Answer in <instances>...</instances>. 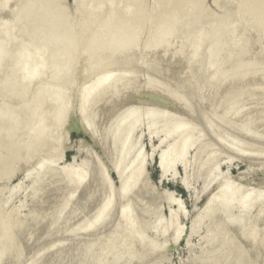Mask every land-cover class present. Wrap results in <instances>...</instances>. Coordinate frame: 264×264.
<instances>
[{
  "label": "rangeland",
  "instance_id": "1",
  "mask_svg": "<svg viewBox=\"0 0 264 264\" xmlns=\"http://www.w3.org/2000/svg\"><path fill=\"white\" fill-rule=\"evenodd\" d=\"M7 1L4 0L5 6H7ZM9 1L12 6V1ZM54 1H58L55 7L53 6ZM137 1L52 0V10L57 8V12L53 14L50 21L47 19L48 24L44 22V27H48L45 29L39 27L38 31L36 22L34 21L36 27L32 24L34 16L37 17L39 13L34 5L30 7L27 13L32 14L30 16L32 19L27 17L31 21L24 19L22 22L21 19L26 15L20 10L21 8L23 11L25 10L26 7H21L25 4V0H15L13 4L14 11L15 7H18L19 9L16 10L23 14L21 16L16 11H13L12 14L15 13V15L12 16L10 9H6L9 5L5 7L6 11L3 10L5 13H1L3 12L1 9L4 7L2 8L3 5L0 0L2 5L0 17L8 15L9 20L12 21L11 23L7 22L9 29L5 30L6 34L3 31L6 27V21L4 22L1 18L0 20L5 24L4 27L3 22L0 24V28L3 27L0 31L5 33L6 37H8V30L10 33L14 31L15 34H9V36H12L10 39H16V41H10L6 38L8 42H11V45H6L8 42L7 40L5 42L4 35V44L2 40L0 43V46H5L2 50L0 47V51H4L2 53L4 57L0 56L2 57V61L0 60V120L2 119V121L0 122L7 121L4 125L0 124V153H2V155L0 154V221L5 230L7 220L11 222V226L13 225L14 228L18 229L19 225H22L21 228L23 225L25 227L27 220L29 222L30 219H33L35 213L34 220L38 217L37 220L40 221L44 216L41 219L42 222L36 223L34 220L27 222L28 226L34 224V229L32 226L31 229L29 228L32 230H28L29 234L28 231H26L27 233L24 232L27 226L23 227L24 235L20 228L21 235L20 230L13 231L14 235L18 234L20 238L17 236V238L13 237L12 239H17V243L21 240V245L14 243L16 246L11 248L14 244L9 243L13 240L8 239V244H6L7 242L3 239L6 246L11 245L9 253L14 251L15 254L10 256L8 251L4 254L2 251L4 245L0 244L2 246L0 247V251H2V253L0 252V264H235L238 260L239 264H264V82H261V80L264 81L262 78L264 77V26H260L264 24V8L257 11L252 5H247L246 0L245 2L243 0H220V2L219 0L216 2L215 0H201L199 2L202 6L200 3L194 2L193 5L192 2L188 3L189 0H183L184 4L176 8L172 4L175 0H172L168 5L171 9H167V14H164L165 17L169 14L168 20H166L164 15L161 17L160 15L161 5L167 0H139L138 5ZM140 1H142L141 4ZM155 1L159 3L155 4ZM127 2L131 4L128 5ZM218 2L220 5H216ZM240 2H244L241 5L246 8V18L245 14L241 13L245 9L239 5ZM50 3H48L49 7ZM197 6L202 8L198 9V11L200 10L199 13H197ZM228 7L229 9H227ZM58 8L62 10L58 12ZM253 9L257 12H254ZM137 11L143 15L138 14V16ZM172 11L176 15L175 18L173 13L171 15ZM229 11H233V13ZM249 11L250 13L253 12L251 16ZM157 12L159 13L158 19L154 20ZM228 12L231 14L229 15ZM248 13L250 17H247ZM197 14H202L203 17L208 14L211 18L212 15L217 16V22L215 21L217 26L214 22H211V25L209 17H206L208 23L206 20L205 23H202L205 18L200 16L198 19ZM116 15L119 16L118 19H121V21L117 20L119 25L115 24ZM89 16L92 21L89 20L88 23ZM110 16L113 19L110 20ZM121 16L122 18H120ZM141 16H144V23L142 22L143 24L139 29V36L138 27L141 24L139 21ZM215 17L212 18V21ZM219 17L222 18V20L220 18V24L218 23ZM4 18L7 20L6 17ZM170 18H172V26H170ZM200 18H202V22L200 21L201 23L198 22L200 23L198 24L197 21ZM161 19L163 20L159 21ZM173 19H180L177 21L181 23L182 20L184 24L179 25L180 23L177 22L176 25ZM243 19L244 21L247 19L249 23L244 22ZM128 20L133 22H131L132 25L126 26L128 25L126 23H129ZM120 22L124 23L122 25L123 31L127 27L133 26L128 28L126 34L123 35V31L122 34L120 33L119 39L123 36V43L121 42L123 39L117 38L121 32ZM54 23L57 24L56 27H54ZM65 23L70 27V30L66 29L68 32L65 31L67 27ZM86 23L88 27L86 26L85 30ZM173 23L176 30L173 33L176 37L170 32L173 29ZM186 23L189 25L188 27L185 26ZM193 23L198 25L194 26ZM10 24L13 26L9 27ZM137 24L138 27H136ZM167 24L171 30L168 31L167 29L165 32ZM204 24L211 25L213 31L208 27L214 34L207 33L205 36L207 27L205 28L206 25ZM112 25L120 27L116 30V27ZM155 25H158V31L156 28L154 29ZM161 25H165V28L163 26L164 31ZM218 25L222 31L219 30ZM124 26L125 29H123ZM179 26H182V29L187 27L186 30H192L195 35L189 37L190 33L186 31L189 35L185 38L183 33L185 35L187 33L182 29L179 30L181 34H178L176 27ZM214 26L217 27V33L223 32L225 27L230 28L229 31L233 37L227 31H224L223 35L221 33L217 35L214 32L215 28H212ZM221 26L224 28L221 29ZM110 27L112 28L110 29ZM134 27L138 30V34L135 29L132 32ZM57 28L59 29L57 30ZM83 28L85 32L81 30ZM113 29L118 33L116 40H112ZM54 30L55 33H53ZM75 30L81 31V33L79 32L80 35L76 34ZM96 30H99L100 34L96 33ZM161 30L163 31L162 35L170 32L169 35L166 34V39V35L160 34ZM233 30H236L237 33ZM64 33L75 39V41L71 40L73 43L77 39L79 41L81 39L79 37L82 36V39L85 37L86 43L83 41L81 43L83 46L79 45L84 50L81 51V47L79 50L77 49V41L76 45H73L76 49L74 51L72 49L69 53L70 48H72L69 46L72 45L70 44L72 42H69L70 38L67 39V35L65 36ZM135 33L138 36L137 39H135L136 36L134 39L132 37ZM151 33L154 34L153 38L156 35V39H152ZM87 34H89L88 41L86 40ZM90 34L95 36L98 34L97 40L100 37L102 40V37L105 39L109 36V40L106 39L107 42L106 40L105 42L96 40L97 45H95L93 39L95 36L90 38ZM224 35L234 39L232 40L227 36L228 38L225 37L227 40L224 38L223 43H221L222 38L219 40L220 38L217 39V37H224ZM237 35L238 39L235 38ZM35 36L37 37L35 38ZM157 36L159 40H157ZM246 36L249 43L247 42L245 50L248 48V53H243L239 47L243 41L241 46H246ZM21 37L24 39L23 42ZM62 37L65 39H61ZM33 38L34 43L32 42ZM90 39H93L94 42ZM42 40L44 41L42 42ZM89 40L91 44L93 43L92 45L97 47L95 49H98L99 42V48L103 44L102 50H99L100 54L99 51H97L98 53L94 51V46L92 49ZM145 40L152 45L153 49L150 50L151 47L146 48ZM225 40L230 41V45ZM213 41L214 46L210 45ZM87 42L89 43L87 44ZM218 42L221 45L216 47L215 44ZM237 42H240L239 47L234 45ZM21 43L23 45H19V49L24 50L21 52L17 50L18 53L16 47ZM121 43L123 46L120 45ZM41 45L47 47V50ZM62 45H65L64 47L67 45V47L63 48ZM156 45H159L157 47L160 50L155 47ZM227 45L230 49L227 48ZM41 47L45 54L42 52L43 49L41 52L39 51ZM128 47H130L129 53L127 52ZM131 47L135 51H132ZM221 47L227 48V51L225 52L224 49L222 51ZM10 48L13 49L10 50ZM234 48H239V50H235L233 54L231 51ZM8 49L13 58L5 56ZM34 49H38L36 51V53L39 52L37 58L40 55L39 59L42 60L43 57L44 62L35 59ZM58 49L59 52L57 53ZM61 49L67 50L69 56L72 57H68L63 50L60 53ZM224 52L223 58H227V60H229L231 53L233 57L236 55L235 58L237 59V52H239V59L233 58V60L239 63L241 58L239 67L243 64L242 68L245 67L246 69L237 68L238 64L234 61L237 65L234 64L236 68L234 66L233 69L227 70L225 73H222L224 71L222 69V72L217 73L218 65L223 68L225 62L226 65L229 64H227L226 59L225 61L222 59L224 65L221 60L219 62V59L222 58L220 56L221 54L223 56ZM131 53H133L132 56H130ZM14 54H20V57ZM29 55L33 58H30ZM26 56L28 58L24 59ZM92 56L97 58L93 59ZM125 56L127 58H124ZM3 58L5 59L3 60ZM21 59H24V62ZM233 60L228 62L233 65ZM56 62L60 65H56ZM30 74L34 77L31 82L28 80ZM49 74L53 76L52 80ZM54 75L55 78L59 76H63V78L59 77L60 80L58 78L56 81ZM101 75L102 77L107 76V79L103 85L99 84L97 87V85L95 86L96 79ZM23 77L26 79H24L25 82L22 80ZM249 78H251L250 81ZM231 79L233 83L229 87L228 84ZM53 80L55 81L53 82ZM258 80L262 84H259ZM27 82H29V87ZM55 82L56 86L53 87ZM220 83L224 90L221 89V86L219 87ZM25 84L27 85L25 86ZM51 84L52 90L48 88ZM18 85L19 94H17L18 92L16 94L15 92L14 94L11 93L13 89L17 91ZM92 86L96 89L93 90L92 94H89ZM26 87L28 88L26 89ZM57 87L60 88V96L55 97L54 91L58 90ZM89 89L90 91H87ZM45 90L49 92L47 91L48 93L45 94ZM100 94L101 96H99ZM44 95L47 96L44 97ZM46 97L48 98L46 99ZM53 97L56 101L51 104ZM99 97H103V99H99ZM39 98L43 103L42 110L39 105ZM57 102L59 106L62 104L58 110L62 121L55 119L54 116ZM30 103L31 106L27 107L26 105ZM53 106L55 107L53 108ZM9 109L14 112L17 120L14 121L12 118L6 117V115L10 116L9 111H6ZM35 110H39V114ZM30 111L31 113H29ZM40 112L41 117L45 114L46 120L49 119L44 122V127H46L44 132H48H45V136L54 131L57 123L59 128L58 130L55 128V134L47 135L49 140L48 137L46 139L43 137L42 142L39 137L40 139H37L38 141L30 148L21 149L19 159L18 155H14V152L17 149L16 153L18 154L20 148L18 143L22 138L21 132L24 130L22 128H24L28 118L23 117V115L27 113L25 115H28L29 119L33 115V120H27V124H31L37 120L39 117L37 114L40 115ZM49 112L54 117L53 121ZM23 120L25 121L22 122ZM256 121L258 122L256 123ZM51 123L54 127L52 126L49 133L48 127L51 126ZM19 124H23V126L20 127ZM27 124L26 126H28ZM5 127L7 130L4 129ZM14 129H17L16 132ZM187 130H190L189 135H186ZM52 134L54 135L52 136ZM185 144H187L186 148L184 147ZM41 145L43 150H39L42 149ZM35 146L37 147L35 148ZM183 147L184 150L182 151ZM14 156L19 160L16 161ZM163 158L172 159V163L167 165L166 169L160 166V160ZM118 160L120 162L117 165ZM45 161L48 162L44 163ZM134 169L140 170V176L133 181L129 174ZM101 176H104L107 181L105 183L107 186L103 191L98 190L104 186V180L99 182L100 178L103 179ZM77 179L81 180L79 185L76 184ZM101 183L103 184L99 187ZM132 184H134L132 191H128V194L124 193L123 187ZM219 191L222 192L221 195ZM217 193L220 196H216ZM132 194L138 197H133ZM110 196V204L104 219L90 225V222H94V216L100 207ZM138 198L140 200L137 201ZM39 203L42 205L40 206ZM125 205L130 208L132 220L130 218L128 221L133 222V226L120 213ZM35 206L36 208L38 206L39 212ZM224 209L227 210L224 212ZM33 212L35 213L32 215ZM40 212L39 217L38 213ZM37 224L40 226L38 227ZM36 225L38 230H35ZM88 225L90 226L88 227ZM8 226H10L9 223ZM1 228L2 225L0 232L3 236L4 229L1 230ZM11 229L13 230V227ZM9 232L11 233L10 229L6 236L11 238L13 234L10 235ZM2 236H0L1 240ZM111 253L114 255L111 256ZM7 254L10 257H7ZM236 259L238 260L236 261Z\"/></svg>",
  "mask_w": 264,
  "mask_h": 264
},
{
  "label": "bare ground",
  "instance_id": "2",
  "mask_svg": "<svg viewBox=\"0 0 264 264\" xmlns=\"http://www.w3.org/2000/svg\"><path fill=\"white\" fill-rule=\"evenodd\" d=\"M1 1H2L1 3H2L3 6L0 4V8H1V6H2V8L4 7L3 9H1V11H3V10L6 11V9H10L9 11H11V12H10L11 15L14 16L15 13H14V14H12V13H13V11H14V9H13V4L15 3V2H14L15 0H14V1L11 0V1H12V6H11V2H10L9 0H8V1L6 0V1H7V6L9 5L10 8L7 7V6H5V4H3V3H4V0H1ZM26 1H27L28 4L26 3ZM34 1H35V0H33V2H32V0H29V2H28V0H25V4H27V5L24 6L25 4H23V6H21V7H23V8L26 7V8H25L24 11H23V9L21 8L20 11H21V12H24V14H25L26 16L24 15L25 17H23V19H21V20H22V22H23L24 19H26V20L29 19V20L31 21L32 18H31L30 16H32V14H31L30 12H29V13H30L31 15H29V14H27V13H28V10L30 9V7H32V5H34L35 8L38 9V12H39V13H38V16H37V13H36V16H37V17L34 16V18H33V23H32V24H33V26H35V27H36V25H38L37 28H38V31H39V29L42 28V27H43L44 29H45V27H48V26H45V27H44L43 24H44V22H45V24H48L47 21H48V20L50 21L51 18H52V16H53V14H55V12H57V8H55L56 11H55V9H53L54 11L52 10V5L54 4V5H53L54 7L57 6L58 1H56L57 4H56L55 1H54V3L52 4V2H51L52 0L50 1L51 3L48 2L49 0H37L35 3H34ZM100 1H101V0H100ZM104 1H105V0H104ZM108 1H110V0H108ZM158 1H159V0H158ZM158 1H157V2L155 1L154 3L157 4V3H159ZM169 1H170V2H169ZM199 1H201V0H189L188 3H189V2H192L193 5H194V2L197 3V4H199V3L201 4V2H199ZM216 1H218V0H215V2H216ZM243 1L245 2V0H243ZM129 2H130V0H129ZM138 2H139V0L137 1V5H138ZM141 2H142V1H140V4H141ZM163 2H164V1H163ZM167 2H169V3H167ZM171 2H172V0H167V1H165V2L161 5V6H162V7H161V8H162V11H161V15H160V17L163 16L164 14H165V15L167 14V13H166V12H167V9H168V10L171 9V8L169 9L170 6H168ZM219 2H220V0H219ZM219 2L216 3V5L219 4ZM244 2H240L239 5L242 6L241 4H243ZM8 3H9V4H8ZM48 3H50V7H51V8L49 7ZM123 3H124V2H123ZM51 4H52V5H51ZM126 4L129 5V4H131V3H128V2H127ZM133 4H134V2H133ZM172 4L174 5V7L176 6V8H177V7L182 6L184 3H183V0H175V1L172 2ZM229 4H230V3H229ZM246 4H247V5H252V6L254 7V9L257 10V11H259V10H261V9L264 8V0H246ZM173 5H172V6H173ZM186 5L188 6V4H186ZM219 5H220V4H219ZM244 5H245V4H244ZM247 5H246V6H247ZM34 6H33V8H34ZM58 6H59V5H58ZM158 6H159V5H158ZM187 6H186V7H187ZM201 6H202V4H201ZM201 6H200V7L197 6V8H196V9H197V13H199V11H200V10L198 11L199 8L202 9ZM240 6H238V7H240ZM246 6H245V7H246ZM5 7H7V8L5 9ZM48 7H49V8H48ZM135 7H136V4H135ZM15 8H16L17 10L19 9L18 7H15ZM242 8L245 9V11L243 10V11H241V13L243 12V13L245 14V13H246V8H244V6H242ZM248 8L250 9V7H248ZM248 8H247V11H248ZM16 9H15V11H16V13H17L18 11H17ZM58 9H59V8H58ZM140 9H141V7H140ZM227 9H229V7H228ZM239 9H240V8H239ZM239 9H238V10H239ZM254 9H253V10H254ZM31 10H32V9H31ZM39 10H41V11H39ZM61 10H62V9H61ZM61 10L59 9L58 12H60ZM179 10H180V8H179ZM184 10H185V9H184ZM189 10H190V9H189ZM191 10H192V9H191ZM194 10H195V8H194ZM255 10H254V12H257V11H255ZM263 10H264V9H263ZM263 10H262V11H263ZM15 11H14V12H15ZM173 11H174V12L176 11V13L178 12L177 10H173ZM173 11L171 12V15H172V13H173V14H174L173 16H174V18H175L176 15H175V13H174ZM192 11H193V10H192ZM201 11H202V10H201ZM236 11H237V10H236ZM239 11H240V10H239ZM262 11H261V12H262ZM40 12H41V13H40ZM140 12H142V11L140 10ZM143 12H144V10H143ZM180 12H181V10H180ZM182 12H184V11H182ZM187 12H188V10H187ZM229 12H232V13H233V11H229ZM229 12H228V14H229ZM263 12H264V11H263ZM1 13L4 14L5 12L3 11V12H1ZM10 13H9V14H10ZM18 13H19V12H18ZM238 13H239V12H238ZM249 13H250V11H249ZM249 13L247 14V17L249 16ZM21 14H22V13H19L20 16H21ZM133 14H134V13H133ZM138 14L140 15L141 13H139V11H137V15H138ZM158 14H159V13L157 12V14L154 16L155 18L153 17L154 20H155V19H158V17H157ZM180 14H181V13H180ZM190 14H191V12H190ZM195 14H196V11H195ZM228 14H227V15H228ZM230 14H231V13H230ZM230 14H229V15H230ZM252 14H253V12L250 13V16H251ZM1 15H2V14H1ZM11 15H10V16H11ZM16 15H17V14H16ZM19 15H18V16H19ZM22 15H23V14H22ZM28 15H29V16H28ZM89 15L92 16V14H89ZM93 15H94V14H93ZM139 15H138V16H139ZM141 15H143V14H141ZM150 15H151V13H150ZM165 15H164V17H165ZM193 15H194V14H193ZM201 15H202V14H201ZM201 15H198V14H197L196 17L198 16V19H199V17H200ZM204 15H205V13H204ZM222 15H223V14H222ZM224 15H225V14H224ZM234 15H235V14H234ZM238 15H239V14H238ZM90 16H89V17H90ZM95 16H96V15H95ZM111 16H112V15H111ZM111 16L109 17L110 20L113 19V18H111ZM122 16H123V15H122ZM122 16H121L120 18H122ZM168 16H169V14H168ZM168 16L165 17L166 20H168V18H167ZM178 16H179V14H178ZM182 16H183V15H182ZM225 16H226V15H225ZM231 16H232V15H231ZM231 16H230V17H231ZM241 16H242V14H241ZM250 16H249V17H250ZM255 16H256V14H255ZM255 16H254V17H255ZM4 17H6L7 20H5ZM27 17H30L31 19H30V18H27ZM99 17H100V16H99ZM102 17H105V16H102ZM113 17H114V16H113ZM116 17H117V19H116L115 24H116V23L118 24L117 20H118V21H121V19H118V17H119L118 15H116ZM171 17H172V16H171ZM201 17H202V18H205V19H203V22H202V18H200V20H198L197 23L200 22V21H201L202 23H205V20H206V23H208L206 17H209L208 19H209L210 23H211V22H214V24H215V21L217 22V19H216L217 16L215 17V15H214V16L212 15V18L215 17V18L213 19L214 21H212V18L210 17V15L208 16V14H207L205 17H203V16H201ZM232 17H234V16H232ZM262 17H263V15H262ZM1 18H3V19H1ZM10 18H11V17H10ZM14 18H15V17H14ZM109 18H108V19H109ZM134 18H135V15H134ZM136 18L138 19V17H136ZM143 18H144V16H141V17L139 18V21H140L141 24H140L139 27H138V24H137L136 27H138V30L140 29V27H141L142 24L144 23V22H143ZM153 18H152V19H153ZM177 18H178V17H177ZM210 18H211V20H210ZM220 18H221V17H219V20H218V21H219V22H218L219 24H220ZM245 18H246V14H245ZM245 18H244V19H245ZM255 18H256V17H255ZM260 18H261V16H260ZM0 19L3 20L4 22L6 21V22H5L6 24H5L3 21L0 20V24L3 22V27H4V24L6 25V27L3 29V31L7 34L6 31H7V29H9V28H7V26H8V25H7V22H8V23H11L12 21L9 20L8 15H7V16H4V15H3L2 17H0ZM19 19H20V17H19ZM47 19H48V20H47ZM93 19H94V16H93ZM101 19H102V18H101ZM114 19H115V17H114ZM130 19H131V18H130ZM130 19H129V20H130ZM149 19H150V18H149ZM159 19H160V18H159ZM180 19H181V17H180ZM180 19H177V20H180ZM187 19H188V17H187ZM223 19H224V18H223ZM225 19H226V18H225ZM225 19H224V20H225ZM228 19H229V18H228ZM230 19H231V18H230ZM233 19H234V18H233ZM244 19H243V21H244ZM248 19H250V18H248ZM262 19H263V18H262ZM8 20H9L10 22H9ZM16 20H17V22H18V19H16ZM26 20H25V21H26ZM45 20H46V21H45ZM89 20L92 21L91 17L88 19V21H87L88 23H89ZM122 20H123V19H122ZM125 20H126V19H125ZM129 20H128V22H129ZM145 20H146V18H145ZM162 20H163V19H161V20H159V21H162ZM171 20H172V18H170V20H169V21H170V26H172V24H171L172 21H171ZM173 20H175V19H173ZM177 20H175V22H176L175 24H176V25H177V22H178ZM183 20H184V19H183ZM221 20H222V18H221ZM237 20H238V19H237ZM253 20H254V18H253ZM253 20H252V21H253ZM259 20H260V19H259ZM259 20H258V21H259ZM34 21L36 22V23H35L36 25H34ZM101 21H102V20H101ZM107 21H108V20H107ZM135 21H136V19H135ZM150 21H151V20H150ZM152 21H153V20H152ZM184 21H185V20H184ZM229 21H230V20H229ZM245 21L248 22L247 19H246ZM245 21H244V22H245ZM249 21H250V20H249ZM255 21H256V19H255ZM262 21H263V20H262ZM103 22H104V21H103ZM131 22H132V21H131ZM131 22L126 23V24H128V25H126V26H129V24L132 25L133 22H132V23H131ZM137 22H138V21H137ZM137 22H136V23H137ZM142 22H143V23H142ZM164 22H165V21H164ZM164 22H163V24H164ZM166 22H167V21H166ZM187 22H188V21H187ZM194 22H195V21H194ZM201 22H200V23H201ZM221 22H223V21H221ZM14 23H15V22H14ZM51 23L53 24V22H51ZM51 23H50V24H51ZM55 23H56V22H55ZM55 23H54V27H56V25H57V24H55ZM99 23H100V22H99ZM120 23H121V22H120ZM124 23H125V21H124ZM124 23H123V24H124ZM156 23H157V21H156ZM158 23H160V22H158ZM167 23H168V22H167ZM178 23H180V21H179ZM197 23H195V24L193 23L194 26H195ZM200 23H198V24H200ZM227 23L230 24L228 21H227ZM248 23H249V22H248ZM260 23H261V22H260ZM263 23H264V22H263ZM40 24H41V25H40ZM65 24H66V23H65ZM123 24L121 23V27L119 26V27L121 28V29H120L121 32H119V34L116 33L117 31H116V32L114 31L115 29H113V33H114V34L116 33V34H115V36H114V34H112V35H113L112 40H114V39L116 38L117 34L119 35V36L117 37V38L119 39V37H120V35L122 34V31H123V30H122V27H123L122 25H123ZM161 24H162V23H161ZM165 24H166V23H165ZM175 24L173 23V29H172L173 31L171 30L170 26H168V24H167V26H166L167 28H166L165 32H167V29H168V31L171 30L170 32H171V33L173 34V36H174V33H173V32H176V30L174 29V28H175ZM181 24H184V23L182 22V20H181V23H180L179 25H181ZM190 24H191V21H190ZM198 24H197V25H198ZM222 24H223V23H222ZM233 24H234V23H233ZM258 24H259V23H258ZM39 25H40V26H39ZM58 25H59V24H58ZM66 25H67V24H66ZM118 25H119V24H118ZM118 25H117V26H118ZM186 25H187V23L185 24V26H186ZM201 25H202V24H201ZM204 25H206V24H204ZM211 25H212V23H211ZM211 25H210V26L208 25V26L210 27V29H211ZM12 26H13V24H12ZM12 26H11V24L9 25V27H12ZM86 26L88 27V24H87V23H86L85 27L83 26V27L85 28V30H86ZM112 26H113V25H112ZM143 26H144V25H143ZM157 26H158V25H157ZM157 26L155 25V26H154V29L156 28V30H157ZM163 26H164V28H165V25H161V28H162L163 31H164ZM188 26H189V25H187V27H188ZM202 26H203V25H202ZM202 26H201V27H202ZM208 26H207V25L205 26V28L207 27V31H208V32H207V31L205 32V36H207V35H206L207 33H212V34H214L213 32H211V31H213L214 29H211V31H210V29H209ZM215 26H217V23L215 24ZM215 26L212 27V28H215ZM223 26H224V25H223ZM228 26H229V25H228ZM234 26H235V25H234ZM253 26H254V25H253ZM256 26H257V24H256ZM260 26L262 27V26H264V24H263V25L261 24ZM3 27L1 26L0 30H2ZM39 27H40V28H39ZM58 27H59V26H58ZM64 27H66V26H64ZM67 27H68V28H67ZM67 27L65 28V31H66V29H69V30H70V27H69L68 25H67ZM113 27H116V25L113 26ZM119 27H116V30H117V28L119 29ZM132 27H133V26H132ZM132 27H127V29L124 30L125 32L123 31V35L126 34L128 28H132ZM159 27H160V24H159ZM187 27H183L184 30L182 29V26H181V27H180V26H179V27H176V28L178 29V31H177L178 34H181L179 30L182 29V31H184V32L188 31V32L190 33V36H189V37H191V35H192V36L195 35L194 32H192V30H191V31H190V30H186ZM221 27H222V26H221ZM226 27H227V24H226ZM226 27H225V28H224V27L221 28V29L224 28V29H223V32H219V33H221V35L224 34V31H225V32L227 31V32H229L230 34H232V33L229 31L230 28H226ZM229 27H231V28H235V27H233V26H231V25H230ZM50 28H52V27L50 26ZM60 28H61V27H60ZM84 28L81 29L83 32H85ZM111 28H112V27H110V29H111ZM161 28H160V29H161ZM169 28H170V29H169ZM196 28H197V27H196ZM205 28H204V29H205ZM216 28H217V27H216ZM216 28H215V31H214V32H216L217 35H220L219 33H217ZM218 28H219V25H218ZM10 29H11V28H10ZM31 29H32V28H31ZM58 29H59V28H57V30H58ZM63 29H64V28H63ZM123 29H125V26H124ZM134 29H135V27L132 29V32L136 30V29H135V30H134ZM225 29H226V30H225ZM5 30H6V31H5ZM13 30H14V27H13ZM32 30H33V29H32ZM42 30H43V29H42ZM51 30H52V29H51ZM102 30H104V29H102ZM108 30H109V29H108ZM138 30H136V33H137ZM150 30H152L151 27H150ZM150 30H149V31H150ZM156 30H155V31H156ZM205 30H206V29H205ZM205 30H204V31H205ZM219 30H220V28H219ZM219 30H218V31H219ZM231 30H232V29H231ZM11 31H12V30H11ZM17 31H18V30H17ZM17 31H16V32H17ZM24 31H25V30H24ZM30 31H31V30H30ZM38 31H37V32H38ZM75 31H76V30H75ZM96 31H97V30H96ZM118 31H119V30H118ZM129 31H130V29H129ZM129 31H128V32H129ZM141 31H142V29H141ZM153 31H154V30H153ZM157 31H158V30H157ZM163 31L161 30L160 34H161ZM182 31H181V32H182ZM196 31H197V30H196ZM204 31H202L203 34H204ZM209 31H210V32H209ZM220 31H222V30H220ZM233 31L236 32V30H233ZM1 32H2V31H0V34H1L0 36H1V37L3 36V38L1 39V37H0V43H1V40H2V42H3V44H4V41H3V40H4V35H5V33H1ZM66 32H68V30H67ZM76 32H77V31H76ZM79 32L81 33V31H79ZM79 32H77L76 34L80 35ZM104 32H105V31H104ZM130 32H131V31H130ZM170 32H168V34H167V33H166V34L169 35ZM191 32H192V34H191ZM238 32H239V31H238ZM242 32H243V30H242ZM25 33H27V32H25ZM35 33H36V30H35ZM43 33H44V32H43ZM53 33H55V30H54ZM60 33H62V32L60 31ZM93 33H94V32H93ZM96 33L100 34V31L98 30ZM96 33H95V34H96ZM108 33H109V32H108ZM120 33H121V34H120ZM136 33H135V35L132 36L133 39L135 38ZM149 33H150V32H149ZM154 33H155V32H154ZM186 33H187V32H186ZM236 33H237V32H236ZM9 34H11V35L13 34V35H14L15 33H14V31H13V33H10V30H8V37H6V35H5V42H6L7 39L9 40L10 37H12L11 35L9 36ZM27 34H28V33H27ZM39 34H40V32H39ZM41 34H42V33H41ZM57 34H58V32H57ZM64 34H65V36L67 35V39L70 38L69 35H68L67 33H64ZM82 34H83V33H82ZM98 34H97L96 36L90 34V38H92L93 36H95V37H93V39L95 40V42L93 41V39H90V40H92V42L95 43V45H97V44H96V40H97L96 37H98ZM101 34H102V33H101ZM103 34H105V33H103ZM131 34H132V33H131ZM133 34H134V33H133ZM137 34H138V33H137ZM157 34H158V33H157ZM166 34H163V35H166ZM175 34H176V33H175ZM183 34H184V37L189 35L188 33H187V35H185V33H183ZM212 34H211V36H212ZM238 34H240V33H238ZM241 34H242V33H241ZM47 35H48V34H47ZM61 35H62V34H61ZM88 35H89V34H87V36L84 35V36L87 37V39H86L87 41H88V38H89ZM110 35H111V34H110ZM138 35L140 36V30H139V34H138ZM150 35H152V36H151L152 39H154V38L156 39V35L154 36V38H153V35H154V34L151 33ZM161 35H162V34H161ZM163 35H162V36H163ZM167 35L165 36V39H166ZM199 35H200V34H199ZM256 35H257V34H256ZM31 36H32V34H31ZM42 36H43V35H42ZM44 36H45V35H44ZM56 36H57V35H56ZM59 36H60V35H59ZM59 36H58V37H59ZM65 36H64V37H65ZM74 36H76V35H74ZM147 36H148V35H147ZM158 36H159V35H158ZM158 36H157V40H159V39H158ZM180 36H181V35H180ZM182 36H183V35H182ZM215 36H216V35H215ZM227 36H228V35H224V37H217V39L220 38L219 40H221V38H222L221 43H223V39H224L225 37H227ZM257 36H258V35H257ZM14 37H16V36H14ZM36 37H37V36H35V38H36ZM64 37H62L61 39H63ZM104 37H105V36H104ZM122 37H123V36H121V39H119V40H122V39H123V40L121 41V42L123 43V42H124V37H123V38H122ZM137 37H138V36H136L135 39H137ZM171 37H172V35H171ZM174 37H176V35H175ZM199 37H200V36H199ZM228 37H229V36H228ZM228 37H227V38H228ZM232 37H233V34H232ZM232 37H229V38H231V39L233 40L234 38H232ZM239 37H240V35H239ZM244 37H245V36H244ZM6 38H7V39H6ZM27 38H28V36H27ZM46 38H47V37H46ZM77 38H78V37H77ZM79 38H81L80 40H82L80 43H79L80 40L78 41V39H77L76 42H74V43L72 42V41H75L74 38H73V39L70 38V39H69L70 41L68 40L69 42H72V43H70V44H72V45L69 46V47L72 46V48H70V50H69V53L72 51V49H73V51H74V49H76V48H74L73 45H76L77 41H78V43H77V44H78V45H77L78 47L76 46L77 49L79 50V48L81 47L82 50H81V49H80V50H81V51L84 50L83 47H82L83 45H82L81 43L84 41V38H85V37H84L83 39H82V36L79 37ZM108 38H109V36H108L107 38H105V39L102 37V40H101V37H100V39L98 38V40H101V42H103V41L105 42L106 39L109 40ZM163 38H164V37H163ZM168 38H169V37H168ZM185 38H186V37H185ZM235 38L238 39V35H237V37L235 36ZM242 38H243V37H242ZM257 38H258V37H257ZM21 39H22V37H21ZM28 39H30V38H28ZM28 39H26V40L28 41ZM40 39H41V38H40ZM40 39H39V41H40ZM47 39H48V38H47ZM64 39H65V38H64ZM103 39H104V40H103ZM138 39H139V38H138ZM146 39H147V37H146ZM175 39H176V38H175ZM178 39L180 40V37H179ZM178 39H176V40L179 41ZM188 39H189V38H188ZM225 39H226V38H225ZM231 39H230V41H231ZM240 39H241V37H240ZM246 39H247V36H246ZM8 40H7V42H8ZM11 40L13 41L14 38H11L10 41H11ZM23 40H24V39H22V42H23ZM26 40H25V41H26ZM33 40H34V38L32 39V42H33ZM44 40H45V39H44ZM44 40H42V42H43ZM71 40H72V41H71ZM90 40H89V42H90ZM98 40H97V41H98ZM107 40H106V42H107ZM115 40H116V39H115ZM126 40H127V39H126ZM130 40H131V39H130ZM147 40H148V39H147ZM147 40H145V41H146L145 45L147 46L146 48L148 49L149 47H151V48H149V49H150V50L153 49V48H152V45H150V43H148ZM172 40H173V39H172ZM215 40H216V39H215ZM215 40H214V41H215ZM226 40H227V39H226ZM226 40H225V41H226ZM235 40H236V39H235ZM263 40H264V39H263ZM14 41H16V39H15ZM59 41H60V39H59ZM134 41H135V40H133V42H134ZM149 41L151 42V40H149ZM214 41H213L210 45H213V46H214ZM217 41H218V40H217ZM225 41H224V42H225ZM230 41H228V42L226 41L228 45H230V44H229ZM46 42H47V41H46ZM49 42H50V41H49ZM63 42H64V41H63ZM63 42H62V43H63ZM65 42H66V41H65ZM69 42L67 43L68 45H69ZM84 42H85V41H84ZM89 42H87V44H88ZM135 42H136V41H135ZM137 42H138V41H137ZM139 42H140V41H139ZM158 42H159V41H158ZM201 42H202V41H201ZM234 42H236V41H234ZM243 42H244V41H243ZM243 42L241 43V45L243 44ZM247 42H248V39H247L246 42H245L246 46L244 45L243 47H242L241 45H240V47H239L240 42H237L238 44H237V43H235V44L233 43V44H234L235 46H238V47L242 50L243 53H244V52L248 53V52H247V51H248V48H246V50H245V47H247ZM10 43H11V42H8V43H6V45H7V44H8V45H11ZM33 43H34V42H33ZM51 43H52V42H51ZM51 43H50V44H51ZM85 43H86V42H85ZM122 43L120 44L121 46H123ZM125 43H127V42H125ZM151 43H152V42H151ZM155 43H156V42H155ZM162 43H163V42H162ZM216 43H217V42H216ZM221 43L218 42V44H215L216 47H217L218 45H221ZM248 43H249V42H248ZM25 44L27 45L26 42H25ZM31 44H32V43H31ZM89 44H90V46H92V49H93V46H94V45H92L93 43L91 44V42H90ZM99 44H100V42H99ZM99 44H98V49H95L96 46H94V51H95L96 53H98L97 51H99V50L102 48V45H103V44H101V47L99 48V46H100ZM171 44H172V43H171ZM199 44H200V42H199ZM202 44H203V43H202ZM231 44H232V42H231ZM19 45L22 46L23 44H22V43H21V44H18V47H16L17 49H16V48H15V49H16V51L18 50L19 52H21V51L24 50L23 48H24L25 46L22 48L23 50H20V49H19V47H20ZM29 45H30V43H29ZM79 45H82V46L79 47ZM126 45H127V44H126ZM130 45H131V44H129V46H130ZM135 45H136V44H135ZM160 45H162V44L160 43ZM165 45H166V44H165ZM175 45L177 46L178 44H175ZM224 45H225V43H224ZM224 45H222V46H224ZM228 45H227V48H229ZM27 46H28V45H27ZM38 46H39V45H38ZM38 46H37V47H38ZM41 46H42V45H41ZM51 46H52V45H51ZM51 46H50V47H51ZM62 46H63V45H62ZM64 46H65V45H64ZM64 46H63V48H66V47H67V45H66V47H64ZM118 46H119V45H118ZM127 46H128V45H127ZM131 46H132V45H131ZM157 46H159V45H156L155 47L158 48ZM235 46H234V47H235ZM0 47H1V50H2V48L4 49L5 46H0ZM42 47H44V46H42ZM42 47H41V49L39 50L40 52H41V50L43 49ZM48 47H49V46H48ZM50 47H49V48H50ZM84 47H85V45H84ZM133 47H134V45H133ZM153 47H154V46H153ZM231 47H232V46H231ZM6 48H7V46H6ZM34 48H35V47H34ZM46 48H47V47H46ZM46 48L44 47V49H46ZM86 48H87V47H86ZM96 48H97V47H96ZM118 48H119V47H118ZM124 48H125V47H124ZM126 48H127V47H126ZM129 48H130V47H128L127 52L129 51ZM163 48H164V46H163ZM207 48H208V47H207ZM227 48H226V49H227ZM239 48H238V49H235V48H234V50L231 51V52L233 53L235 50L238 51ZM11 49H13V48H10V50H11ZM32 49H33V48H32ZM44 49H43L42 52H44ZM67 49H68V48H67ZM89 49H91V47H89ZM92 49H91V50H92ZM131 49H132V51L134 50V48H132V47H131ZM135 49H136V47H135ZM158 49L160 50V48H158ZM217 49L219 50V48H217ZM221 49H222V51H223V49L225 50V52L227 51V50L225 49V47H224V48L221 47ZM221 49H220V50H221ZM229 49H230V48H229ZM231 49H233V48H231ZM243 49H244L245 51H244ZM10 50L8 49V53L10 52ZM34 50H35V53H36V51H37L38 49H34ZM46 50H47V49H46ZM62 50H63V49L60 50V53L62 52ZM91 50H89V51H91ZM101 50H102V49H101ZM101 50H100V51H101ZM119 50H120V49H119ZM12 51L14 52V50H12ZM18 51H17V52H18ZM63 51H65V49H64ZM94 51H92V53H93ZM100 51H99V54H100ZM134 51H135V50H134ZM148 51H149V50H148ZM0 52H1V51H0ZM3 52H4V51H2L1 54H0V56H2V57H4V55L2 54ZM19 52H18V53H19ZM46 52H47V51H46ZM58 52H59V49L57 50V53H58ZM65 52H66V55H68V57L71 56V55L69 56V53L67 52V50H66ZM65 52H63V53H64V56H66V55H65ZM77 52H78V51H76V53H77ZM84 52H85V51H84ZM95 52H94V53H95ZM225 52H224V55H223V56H222V54H221L220 57H222V58L219 59V62H220V60H221V62H222V61H223L222 59H224V61H225V59L227 60V58H223V57L225 56ZM239 52H241V51H239ZM239 52H237V53H238V56H239ZM8 53L5 52V56H8V58L12 57V56H10V53H9V55H6V54H8ZM33 53H34V52H33ZM33 53H32V54H33ZM35 53H34V54H35ZM47 53H48V52H47ZM67 53H68V54H67ZM76 53H75V54H76ZM89 53H91V52H89ZM92 53H91V54H92ZM128 53H129V52H128ZM133 53H134V52H133ZM133 53H131L130 56H132ZM228 53H230V52H228ZM232 53H231V54H232ZM243 53H242V55H243ZM34 54H33V55H34ZM37 54H39V52H37V53L35 54V56H36L35 59L37 58ZM44 54H45V52H44ZM77 54H78V53H77ZM101 54H102V52H101ZM126 54H127V53H126ZM219 54H220V53H219ZM231 54H230V55H231ZM233 54H234V53H233ZM233 54H232V56H230V55L228 54V55H229V60H231V61L233 60V58L236 59V58H235L236 55L233 57ZM14 55H15V54H14ZM16 55H17V57H18L20 54H19V55L16 54ZM16 55H15V56H16ZM30 55H31V54H30ZM30 55H29V56H30ZM50 55H51V53H50ZM89 55H90V54H89ZM93 55H94V54H93ZM38 56H39V58H40V55H38ZM75 56H76V55H75ZM101 56H102V55H101ZM128 56H129V55H128ZM238 56H237V59H239ZM2 57H0V60H1V61H2V59H1ZM19 57H20V56H19ZM47 57H48V56H47ZM71 57H72V56H71ZM89 57H90V56H89ZM210 57H211V56H210ZM226 57H227V56H226ZM230 57H231V59H230ZM12 58H13V57H12ZM12 58H11V59H12ZM22 58H23V57H22ZM27 58H28V56L24 57V59H27ZM30 58H33V57L30 56ZM39 58H37L38 61L41 60V59H39ZM50 58H51V57H50ZM63 58H64V57H63ZM92 58H93V59H96L97 57L94 58V57L92 56ZM108 58H110V57H108ZM124 58H127V56H125ZM211 58H212V57H211ZM211 58H210V59H211ZM242 58H243V57H242ZM4 59H5V58H3V60H4ZM24 59H21V60H23V62H24ZM35 59H33L34 62H35ZM237 59H236V60H237ZM16 60H17V58H16ZM21 60H20V62H21ZM42 60H43V62L45 61V60L43 59V57H42ZM42 60H41V61H42ZM59 60H60V59H59ZM87 60H88V59H87ZM87 60H86V61H87ZM91 60H92V59H91ZM106 60H107V58H106ZM229 60H227V64L229 63L228 65H229L231 68H230V69L228 68L229 66L226 65V62L224 63L225 65H224L223 62H222V64L224 65V67H223V68H222V67H219V65L217 64V65H218V66H217V69H216L217 73H218V72H222V69L224 70L222 73H225V71L233 69V67H234L236 64H238V66L236 65L237 68L239 67V65H241V64H240L241 58H240L239 63H238V61L233 60V63H232L233 65H231V62H228ZM248 60H249V59H248ZM57 61H58V60H57ZM61 61H62V60H61ZM63 61H64V60H63ZM88 61H89V60H88ZM88 61H87V62H88ZM99 61H100V60H99ZM234 61H236V64H235ZM251 61H252V60H251ZM254 61H255V60H254ZM17 62H18V61H17ZM87 62H86V64H87ZM91 62H92V61H91ZM100 62H101V61H100ZM56 63H57V62H56ZM244 63H245V62H244ZM58 64L60 65V63H57L56 65H58ZM194 64H195V63H194ZM222 64H221V65H222ZM234 64H235V65H234ZM246 64H248V63L246 62ZM89 65H90V64H89ZM89 65H88V66H89ZM93 65H94V63H93ZM211 65H212V64H211ZM223 65H222V66H223ZM48 66H49V65H48ZM52 66H53V65H52ZM54 66H55V64H54ZM225 66H226V69H225ZM236 66H235L234 68H236ZM242 66H243V64H242ZM242 66H240L239 68H242ZM159 67H160V66H159ZM247 67H248V66H247ZM214 68H215V67H214ZM243 68H245V67H243ZM243 68H242V69H243ZM248 68H249V67H248ZM22 69H23V68H22ZM22 69H21V70H22ZM191 69H192V67H191ZM245 69H246V68H245ZM252 69H253V68H252ZM188 71H189V68H188ZM199 71H200V70H199ZM249 71H251V70H249ZM252 71H253V70H252ZM237 72H238V70H237ZM247 72H248V71H247ZM222 73H221V75H222ZM241 73H242V72H241ZM215 74H216V73H215ZM49 75H50V74H49ZM55 75H56V74H55ZM55 75H54V79H56V81L58 80L59 77H60V78H63V76H62V77L59 76V77H56V78H55ZM59 75H60V74H59ZM216 75H217V74H216ZM221 75H220V76H221ZM253 75H254V74H253ZM57 76H58V74H57ZM220 76H219V77H220ZM251 76H252V75H251ZM50 77H52V78H51V80H52V79H53V76L50 75ZM104 77H105V78H104ZM104 77H102V75H101V77L99 76V77L96 79L95 86L97 85V87H98L99 84H100V85H101V84L103 85V84H104V81L107 79V76H104ZM188 77H189V75H188ZM249 77H250V76H249ZM252 77H253V76H252ZM252 77H251V78H252ZM47 78H48V76H47ZM60 78H59V80H60ZM189 78H191V76H190ZM194 78H195V77H194ZM207 78H208V77H207ZM251 78H249L248 80L250 81ZM262 78H264V77H262ZM17 79H18V78H17ZM21 79H22V78H21ZM24 79H25V77H23L22 80H24ZM258 79H259V78H258ZM260 79H261V78H260ZM260 79H259V80H260ZM25 80H26V79H25ZM25 80H24V82H25ZM28 80L31 82L32 80H34V77L30 74V75L28 76ZM255 80H256V79H255ZM259 80L257 81L259 84H260L261 82H262V83L264 82V81H262V80H261V82H259ZM16 81H17V80H16ZM18 81H19V80H18ZM54 81H55V80H53V82H54ZM194 81H195V80H194ZM53 82H52V83H53ZM185 82H186V80H185ZM191 82L193 83V81H191ZM227 82H228V81H227ZM235 82H236V81H235ZM14 83L16 84V82H14ZM20 83H21V81H20ZM27 83H28V87H29V82H27ZM183 83H184V81H183ZM223 83H224V81H223ZM232 83H233V82H232V79H231V81L229 82L228 86L230 87V84L232 85ZM262 83H261V84H262ZM205 84H206V83H205ZM226 84H227V83H226ZM226 84H225V86H226ZM259 84H258V85H259ZM26 85H27V84H25V86H26ZM21 86H22V84H21ZM25 86H24V87H25ZM50 86H51V87H50ZM54 86H56V82H55V85L53 84V87H54ZM186 86H187V85H186ZM220 86H221V83H220L219 87H220ZM13 87L15 88V85H14ZM13 87H12V89H13ZM28 87H26V89H27ZM182 87H183V86H182ZM48 88L52 90V84L49 85ZM57 88H58V90H57L58 93H57V91H56V92L54 91V94H55V95L53 94L55 97H57V95L60 96V92H59V89H60V88H59V87H57ZM57 88H56V89H57ZM260 88H261V86H260ZM262 88H263V86H262ZM12 89H9V90H12ZM18 89H19V85H18V87H17V91L13 89V92H11V91H10V92L13 93V94H14V92H15V94H16V92H18L17 94H19ZM20 89H21V88H20ZM94 89H96V88H94V86H92L91 91H90V89L87 90V91H90L89 94H92V93L94 92V91H93ZM182 89H183V88H182ZM221 89H222V86H221ZM247 89H248V88H247ZM22 90H23V89H22ZM222 90H224V88H223ZM6 91H7V90H6ZM47 91H48V90H45V94H46ZM3 92H4V91H3ZM48 92H49V91H48ZM48 92H47V93H48ZM1 93H2V92H1ZM52 93H53V91H52ZM7 94H8V92H7ZM13 94H12V95H13ZM103 94H104V93H103ZM221 94H222V92H221ZM235 94H236V93H235ZM9 95H10V93H9ZM48 95L50 96V94H48ZM45 96H47V95H44V97H45ZM88 96H89V95H88ZM99 96H101V94H100ZM5 97H6V96H5ZM42 97H43V96H42ZM44 97H43V98H44ZM50 97H51V96H50ZM0 98H1V96H0ZM6 98H7V97H6ZM47 98H48V97H46V99H47ZM101 98L103 99V97H101ZM101 98L99 97V99H101ZM222 98H223V97H222ZM51 99H52V98H51ZM51 99H48V100L51 101ZM54 99H55V98L53 97V100L51 101V104H52V102H55V101H56V100H54ZM56 99H57V98H56ZM58 99H59V97H58ZM40 100H41V99L39 98V101H40ZM34 102H35V101H34ZM45 102H46V101H45ZM11 103H12V102H11ZM20 103H22V102H20ZM41 103H42V101L39 102L40 108L43 107V103H42V105H41ZM57 103H58V102H57ZM32 104H33V103H32ZM37 104H38V103H37ZM37 104H36V105H37ZM49 104H50V103H49ZM14 105H15V104H14ZM54 105H55V104H54ZM57 105H58V108H57ZM57 105H56V109H55V115H54L53 113H52V114L55 116V119H58V120L62 121L63 119L60 117V114L58 113V110L60 109V106H61L62 104H60V106H59V103H58ZM214 105H215V104H214ZM17 106H18V105H17ZM26 106H27V107H28V106L30 107V106H31V103L28 104V105H26ZM26 106L23 107V108L25 109ZM33 106H34V105H33ZM37 106H38V105H37ZM37 106H36V107H37ZM50 106H51V105H50ZM50 106H49V107H50ZM13 107H14V106H13ZM51 107H52V106H51ZM54 107H55V106H53V108H54ZM261 107H262V106H261ZM263 107H264V106H263ZM15 108H16V105H15ZM21 108H22V107H21ZM32 108H33V107H32ZM40 108H39V109H40ZM47 108H48V107H47ZM214 108H215V106H214ZM233 108H234V107H233ZM255 108H256V106H255ZM26 110H27V109H26ZM41 110H42V108H41ZM41 110H40V111H41ZM52 110H54V109H52ZM3 111H4V110H3ZM6 111H9V113H10V116L6 115V117H8V118H10V119L12 118L14 121H15V119L17 120V117L15 116V114H14V112H13L12 110L9 109V110H6ZM43 111H44V110H43ZM47 111H49V110H47ZM56 111H57V112H56ZM255 111H256V110H255ZM23 112H24V111H23ZM35 112H37V113L39 114V110H38V111L35 110ZM41 112H42V111H41ZM41 112H40V115L37 114V117H38V116H39V117L37 118V120H36L35 122L32 123V122L30 121L31 124H30V123L27 124V120H31L32 117H33V115L31 116V119H29V116H28V115H25V114H27V113H24V115H23V117H25V116L28 117V118L26 119V124H27L28 126H26V124L23 126L24 123H23L22 125L19 124L20 127H21V126L24 127V128H22V129H24L22 132L20 131V128H19V131H20L21 134H22V135H21L22 138H21V140H20L19 143H18V144H20V148L18 149V154L16 153L17 149H16V151L14 152V155H15V154H16V156L18 155V158H19V159H20V157H19V151H20L21 149H23V148H30L32 145H34V143H36V142L38 141L37 139H40V138L42 139L43 137H44V139H46V137H48L49 135H51V133H54V132L56 131L55 128H57V130H58V128H59V125H58V123H57L56 127L54 128V131L52 132V131H51V130H52V126H53L52 123H51V126H49L51 129H50V128L48 127V125H47V127H48V131H49V133H50V131H51V133H50V134H47L48 136H47V135L45 136V132H47V131L44 132V129L46 130V127H44V122H45V121L47 122V120H49V119L46 120V118L44 117L45 114L41 117ZM51 112H53V111H51ZM29 113H31V111H30ZM44 113H45V112H44ZM47 113H48V112H47ZM47 113H46V114H47ZM147 113H149V112H147ZM252 114H253V113H252ZM20 115H21V114H20ZM34 115H35V113H34ZM127 115H128V114H127ZM35 116H36V115H35ZM49 116L52 117V115L50 114V112H49ZM49 116H48V117H49ZM58 116H59V117H58ZM125 116H126V115H125ZM26 117H25V118H26ZM52 118H53V119H52ZM52 118H51V119H52V121H53V120H54V117H52ZM99 118H100V117H99ZM249 118H250V117H249ZM22 119H24V118H22ZM123 119H124V117H123ZM251 119H252V118H251ZM255 119H256V118H255ZM259 119H260V117H259ZM32 120H33V119H32ZM99 120H100V119H99ZM0 121H2V119H1ZM24 121H25V120H23L22 122H24ZM248 121H249V119H248ZM248 121H246V122H248ZM5 122H7V121H3V123L0 122V124H3V125H4ZM16 122H17V121H16ZM49 122H50V121H49ZM246 122H245V125H246ZM251 122H252V121H251ZM257 122H258V121H256V123H257ZM249 124H250V123H249ZM6 125H7V124H6ZM16 125H17V124H16ZM130 125H131V124H130ZM251 125H252V124H251ZM258 125H259V124H258ZM17 126H18V125H17ZM45 126H46V124H45ZM57 126H58V127H57ZM131 126H132V125H131ZM255 126H256V124H255ZM255 126H254V128H255ZM14 127H15V126H14ZM53 127H54V126H53ZM127 127H128V126H127ZM2 128H3V127H2ZM10 128H11V127H10ZM17 128H18V127H17ZM4 129H6V127H5ZM124 129H126V128L124 127ZM124 129L122 128V130H124ZM6 130H7V129H6ZM14 130H15V129H14ZM16 130H17V129H16ZM16 130H15V132H16ZM126 130H127V129H126ZM262 130H263V129H262ZM0 131H1V129H0ZM124 131H125V130H124ZM124 131H122V132L125 133ZM6 133H7V131H6ZM47 133H48V132H47ZM186 133H187L186 135H189L190 130H187ZM261 133H262V132H261ZM0 134H1V133H0ZM16 134H17V133H16ZM54 134H55V133H54ZM54 134H52V136H53ZM17 135H18V134H17ZM52 136H51V137H52ZM259 136H260V135H259ZM11 137H12V136H11ZM39 137H40V138H39ZM57 137H58V136H57ZM53 138H54V137H53ZM55 138H56V137H55ZM263 138H264V135H263ZM13 139H14V138H13ZM24 139H25V140H24ZM49 139H50V138L48 137V140H49ZM117 140H118V139H117ZM115 141H116V140H115ZM258 141H259V140H258ZM10 142H11V141H10ZM22 142H23V143H22ZM42 142H43V139H42ZM48 142H49V141H48ZM48 142H47V143H48ZM116 142H117V141H116ZM260 142H261V141H260ZM21 143H22V144H21ZM44 143H45V140H44ZM257 143H258V142H257ZM15 144H16V143H15ZM261 144H262V143H261ZM44 145H45V144H44ZM0 146H1V145H0ZM16 146H18V145H16ZM37 146H38V144H37ZM37 146H35V148H36ZM41 146H42V145H41ZM186 146H187V144L184 145L185 148H186ZM8 147H9V146H8ZM18 147H19V146H18ZM45 147H46V146H45ZM184 147L182 148V151L184 150ZM27 150H28V149H27ZM36 150H38V149H36ZM39 150H43V146H42V149H39ZM33 151H34V149H33ZM30 152H31V151H30ZM45 152H46V151H45ZM35 153H37V152H35ZM0 154L2 155V153H0ZM27 154H28V153H27ZM29 154H30V153H29ZM42 154H43V153H42ZM169 154H170V153H169ZM12 155H13V153H12ZM39 155H41V154H39ZM16 156H14L15 159L17 158ZM0 158H1V156H0ZM12 158H13V157H12ZM12 158H11V159H12ZM8 159H9V158H8ZM19 159H16V161L19 160ZM53 160H54V159H53ZM171 160H172V159H164V158H163L162 160H160V161H161V162H160V166H161L162 168L166 169V166L172 163ZM47 162H48V161H45L44 163H47ZM119 162H120V160H118V161L116 162L117 165H118ZM3 163H4V161H3ZM0 164H1V162H0ZM129 176H130L131 180L134 181L137 177L140 176V170L134 169L133 171H131V174H129ZM101 177H102L103 179H101V178L99 177V178H100L99 182H100L101 180H104V186H103L102 189H98V190H102V191H103V189L107 186V184L105 185V183H107V181L105 180V177H104V176H101ZM64 178H67V177H64ZM64 178H63V179H64ZM92 180H93V179H92ZM92 182H96V181H92ZM80 183H81V180L77 179V183H76V184L79 185ZM102 184H103V183H101V184L99 185V187H101ZM46 185H47V184H46ZM94 185H95V184H94ZM133 185H134V184L124 186L123 189H122L123 192L128 194V191H132V186H133ZM96 186H97V185H96ZM94 187H95V186H94ZM97 187H98V186H97ZM92 189H94V188H92ZM93 191H95V190H93ZM102 191H101V193H102ZM220 191H221V190H220ZM220 191H219V192H220ZM90 192H91V191H90ZM95 192H96V191H95ZM99 192H100V191H99ZM133 192H134V190H133ZM58 193H59V191L57 192V194H58ZM92 193H93V192H92ZM92 193H90V195H92ZM221 193H222V192H220L219 194L221 195ZM55 194H56V193H55ZM134 194H135V193H134ZM219 194L217 193L216 196H220ZM40 195H41V194H40ZM94 195H95V194H94ZM132 195H133V194H132ZM58 196H59V195H58ZM93 197H94V196H93ZM133 197H136V198H137L138 196H137V195H136V196L133 195ZM91 198H92V196H91ZM89 199H90V198H89ZM39 200H40V199H39ZM110 200H111V196L108 197L107 200L104 202V204L100 207L98 213L94 216V222H90V225H93L94 223H98V222H100L102 219H104V217H105L104 215H105V213H106V210H107L108 205L110 204ZM138 200H140V198H138L137 201H138ZM37 201H38V200H37ZM40 201H42V200H40ZM53 202H54V201H53ZM82 203H83V202H82ZM82 203H81V204H82ZM91 203H92V202H91ZM39 205L41 206L42 204L39 203ZM85 205H86V204H85ZM87 206H88V205H87ZM35 208H36V206H35ZM32 209H34V208L32 207ZM36 210L39 212V208H38V206H37ZM40 210H41V209H40ZM213 210H214V209H213ZM213 210H212V212H213ZM226 210H227V209H226ZM226 210L224 209V212H225ZM33 211H34V210H33ZM217 211H218V210H217ZM221 211H222V210H221ZM41 212H42V211H41ZM41 212L38 213V214H39V217H40ZM222 212H223V211H222ZM34 213H35V212H33L32 215H33ZM42 213H43V212H42ZM120 213H121V215L125 216V220H126L128 223L130 222V221H128V220H130V218H131V220H132V217H131V214H130V208H129L127 205H125L124 207H122ZM211 214H212V213H211ZM42 215H43V214H42ZM214 215H215V213H214ZM0 216H1V215H0ZM35 216H36V213H35V215H34V218H35ZM37 216H38V215H37ZM30 217L33 218L32 216H30ZM43 217H44V216H42V218H43ZM219 217H220V215H219ZM223 217H224V216H223ZM2 218H3V217H2ZM28 218H29V217H28ZM34 218H33V219H30V220H34ZM37 218H38V217H37ZM37 218H36V220H34L36 223L39 221V219L37 220ZM42 218H41V219H42ZM41 219H40V221L42 222ZM0 220H1V217H0ZM2 220H3V219H2ZM30 220H29V222H30ZM133 220H134V219H133ZM7 221H8V223H9L10 226H8V223L6 222V224H7V226H6V230H7V228L9 227L7 231H9V229H10L11 233L13 234V236H12L11 238H10V237L8 238V237L6 236V234H8V233H7V231L4 229L3 224H2V222L0 221V227H1V225H2V228L4 229V230H3V236H2V232H0V236H2V240H1V238H0V241H1L0 244H2V246L4 245V248L2 249V251H4V254H5L6 251H8V254L11 256L12 254H15V253H14V251H12L13 253H11V252L9 253V251H11V250H10V246H11V245H7V246H6V245L4 244V242H3V239H4L5 242H7L6 244H8V239L11 241V240H13V239H12L13 237H14V238H15V237L17 238V236H19V238H20V235L23 233V227H24V225H23L22 228L20 227V226H22V225H19V228L22 230V233H21V230H20L19 228H18V229H17V228H14L13 225L11 226V222H10L9 220H7ZM40 221H39V222H40ZM27 222H28V220H27ZM27 222L25 223V224H26L25 227L27 226V229H26V230L24 229V232L30 230V229H31V226H32V228L34 229V227H33L34 224L28 226V225H27ZM29 222H28V223H29ZM127 222H126V224H127ZM32 223H33V222H32ZM130 223H131V222H130ZM132 223H133V222H132ZM132 223H131V224H132ZM135 223H136V222H135ZM40 224H41V223H40ZM40 224H39V225L37 224L38 227L40 226ZM131 224H130V225H131ZM37 225L35 226V230H38V229H37ZM90 225H88V227H89ZM134 225H135V224H134ZM126 226L128 227V224H127ZM132 226H133V224H132ZM12 227H13V230L11 229ZM25 227H24V228H25ZM41 227H42V226H41ZM134 227H135V226H134ZM2 228H1V230H2ZM29 228H30V229H29ZM14 229H16V230H14ZM128 229H130V228H128ZM133 229L135 230V228H133ZM17 230H18V231L20 230V235L17 234V235L15 236V235H14L15 233H13V231H17ZM123 230H124V229H123ZM131 230H132V229H131ZM30 231H32V230H30ZM33 231H34V230H33ZM129 231H130V230H129ZM34 232H35V231H34ZM11 233L9 232L10 235H12ZM18 233H19V232H18ZM26 233H27V232H26ZM26 233H25V234H26ZM29 233H30V232L28 231V234H29ZM31 233H32V232H31ZM4 234H5V236H4ZM23 235H24V233H23ZM34 235H35V234L33 233V236H34ZM23 237H24V236H23ZM23 237H22V238H23ZM5 239H6L7 241H6ZM24 239H25V238H24ZM16 240H17V239H14L13 242L11 241L12 243L9 241V242H10L9 244H14V243H15V244H19V243H20V245H21V240H20V242H19V240H18L19 243H17ZM14 241H15V242H14ZM99 241H100V240H99ZM97 243H98V242H97ZM15 244L12 245L11 248L14 247V246H16ZM22 244H23V243H22ZM2 246H0V247H2ZM94 246H95V245H94ZM128 246H129V244H128ZM5 247H6V248L9 247V249H6ZM110 247H111V246H110ZM110 247H109V249H110ZM18 248H19V247H18ZM236 248H237V247H236ZM0 249H1V248H0ZM5 249H6V250H5ZM16 249H17V248H16ZM27 249H28V248H27ZM13 250H14V249H13ZM218 250H219V249H218ZM2 251H0V252L2 253ZM94 251H95V250H94ZM150 251H151V250H150ZM6 253H7V252H6ZM109 253H110V252H109ZM146 253H147V252H146ZM229 253H230V252H229ZM8 254H7V257H10V256H8ZM101 254H102V253H101ZM111 254H112L111 256L114 255L113 253H111ZM144 254H145V253H144ZM238 254H239V253H238ZM2 255H3V254H2ZM215 255H216V254H215ZM0 256H1V254H0ZM13 256H14V255H13ZM133 256H134V255H133ZM139 256H140V255H139ZM229 256H230V255H229ZM232 256H233V253H232ZM15 257H16V256H15ZM216 257H217V256H216ZM218 257H219V256H218ZM257 257H258V256H257ZM13 258H14V257H12V259H13ZM118 258H119V257H118ZM6 259H7V258H6ZM10 259H11V258H10ZM10 259H9V260H10ZM14 259H15V258H14ZM95 260H96V258H95ZM149 260H150V259H149ZM233 260H234V258H233ZM237 260H238V259H236V261H237ZM245 260H246V259H245ZM227 261H228V260H227ZM92 262H94V261H92ZM95 262H96V261H95ZM234 262H235V261H234ZM237 262H238V263H237ZM237 262H235V264H239V260H238ZM243 262H244V261H243ZM87 263H88V262H87ZM6 264H8V263H6ZM231 264H234V263H231Z\"/></svg>",
  "mask_w": 264,
  "mask_h": 264
}]
</instances>
